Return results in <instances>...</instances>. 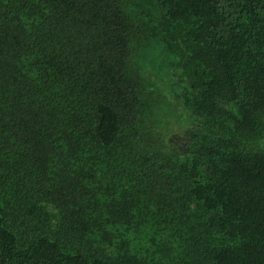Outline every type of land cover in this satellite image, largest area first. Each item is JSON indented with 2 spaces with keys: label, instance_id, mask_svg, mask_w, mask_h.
<instances>
[{
  "label": "trees",
  "instance_id": "trees-1",
  "mask_svg": "<svg viewBox=\"0 0 264 264\" xmlns=\"http://www.w3.org/2000/svg\"><path fill=\"white\" fill-rule=\"evenodd\" d=\"M0 264H264V0H0Z\"/></svg>",
  "mask_w": 264,
  "mask_h": 264
}]
</instances>
